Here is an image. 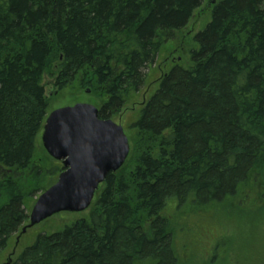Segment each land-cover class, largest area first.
Segmentation results:
<instances>
[{
  "label": "trees",
  "instance_id": "trees-1",
  "mask_svg": "<svg viewBox=\"0 0 264 264\" xmlns=\"http://www.w3.org/2000/svg\"><path fill=\"white\" fill-rule=\"evenodd\" d=\"M206 1L0 0V263L62 171L37 149L45 77L89 90L100 119L135 111L145 70ZM209 18L189 60L167 64L140 103L129 158L87 215L37 234L10 264H179L183 213L248 207L264 221V0H217Z\"/></svg>",
  "mask_w": 264,
  "mask_h": 264
},
{
  "label": "rangeland",
  "instance_id": "rangeland-1",
  "mask_svg": "<svg viewBox=\"0 0 264 264\" xmlns=\"http://www.w3.org/2000/svg\"><path fill=\"white\" fill-rule=\"evenodd\" d=\"M216 1L209 0V2H205L195 13L194 18L185 30V34L178 36L180 41H172L173 48H177L178 53H174L172 48H164L160 52L155 64L150 69L145 70L146 85L141 95L133 102L136 110H131L126 115L120 114L115 118H111L115 123L123 127L127 136L131 134L130 124L136 118V112L140 103L144 101V97L147 96L148 92L155 90V83L160 74L165 70V61L168 60L167 65L173 62H182V59L185 61L186 58L189 60V50L194 45L192 38L197 32L204 29L205 24L209 22L211 2L215 3ZM171 51L174 54H169ZM44 85L48 98V113L52 110L71 105L73 103V96L77 97L76 101L84 99L83 102L92 98L84 92L75 95V92L70 90L59 91L54 87V83L49 77H45ZM54 92L57 93L54 94ZM37 149L41 152L40 135L37 138ZM176 208L174 207V202L169 203L164 211L165 215L175 212L174 209L176 210ZM224 210L222 212L223 217L222 215L211 217L207 215L209 211L204 210L201 215H191L189 213L190 216L187 217L189 214L185 212V214L183 213L177 218L180 221H184V224L180 227V232H178L179 235L175 239L179 264H264V221L254 219L258 212L248 207L242 209L243 212L237 208H225ZM184 211L188 210L185 209ZM87 213L88 211L56 215L46 222L29 229L21 238L20 246L27 247L33 243L37 234L59 231L65 225L70 224V222L82 219ZM217 228H219L221 236L216 237L217 233L215 234V230ZM257 236L260 238L259 243L255 240ZM214 237L217 239L213 240ZM12 239L14 240L15 237ZM11 248L12 245L9 247L7 253L10 252ZM182 253L184 255H181Z\"/></svg>",
  "mask_w": 264,
  "mask_h": 264
},
{
  "label": "water",
  "instance_id": "water-1",
  "mask_svg": "<svg viewBox=\"0 0 264 264\" xmlns=\"http://www.w3.org/2000/svg\"><path fill=\"white\" fill-rule=\"evenodd\" d=\"M41 144L51 159L61 162L63 171L37 198L21 234L57 214L87 210L99 185L124 166L130 153L123 128L99 119L98 109L89 103L51 111Z\"/></svg>",
  "mask_w": 264,
  "mask_h": 264
},
{
  "label": "flooded vegetation",
  "instance_id": "flooded-vegetation-1",
  "mask_svg": "<svg viewBox=\"0 0 264 264\" xmlns=\"http://www.w3.org/2000/svg\"><path fill=\"white\" fill-rule=\"evenodd\" d=\"M206 2H209V0H207ZM211 3H213V2H211ZM166 63H167V61H165V63H164V68L166 67ZM19 250L20 249L18 247H16V248L12 247L10 252L6 253V256H4V258H3L4 260L2 259L3 261L0 264H3L5 262H10V263L13 262V260L17 257Z\"/></svg>",
  "mask_w": 264,
  "mask_h": 264
}]
</instances>
